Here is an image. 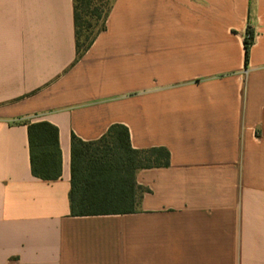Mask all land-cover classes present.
Returning <instances> with one entry per match:
<instances>
[{"label":"crops","instance_id":"obj_1","mask_svg":"<svg viewBox=\"0 0 264 264\" xmlns=\"http://www.w3.org/2000/svg\"><path fill=\"white\" fill-rule=\"evenodd\" d=\"M73 10L0 0V264H264V0H114L80 58ZM38 122L56 180L31 172ZM115 124L169 166L137 171L135 212L71 216L72 136Z\"/></svg>","mask_w":264,"mask_h":264},{"label":"trees","instance_id":"obj_2","mask_svg":"<svg viewBox=\"0 0 264 264\" xmlns=\"http://www.w3.org/2000/svg\"><path fill=\"white\" fill-rule=\"evenodd\" d=\"M114 0H73L77 58L86 52L96 36L105 30ZM93 17L100 25L85 41L80 36L84 25ZM253 34L247 31L244 40L245 65L248 64ZM30 165L33 176L56 180L61 175V153L58 129L48 122L28 125ZM170 155L165 148L133 149L128 129L112 125L96 141L71 139V216L129 214L136 211L143 189L135 180L137 171L169 166Z\"/></svg>","mask_w":264,"mask_h":264},{"label":"rangeland","instance_id":"obj_3","mask_svg":"<svg viewBox=\"0 0 264 264\" xmlns=\"http://www.w3.org/2000/svg\"><path fill=\"white\" fill-rule=\"evenodd\" d=\"M82 16L84 17L83 14H82ZM84 19H87L91 23V27L88 28L87 25H84V27L82 29L81 36H80V39L82 42L85 41L86 37H88L92 33H94L100 25V23L96 19H94L93 17H86V18L84 17Z\"/></svg>","mask_w":264,"mask_h":264}]
</instances>
